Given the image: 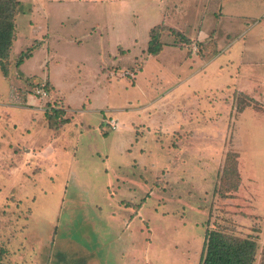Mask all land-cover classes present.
<instances>
[{"label":"rangeland","instance_id":"374dc122","mask_svg":"<svg viewBox=\"0 0 264 264\" xmlns=\"http://www.w3.org/2000/svg\"><path fill=\"white\" fill-rule=\"evenodd\" d=\"M20 2L0 264H200L221 229L264 264V0Z\"/></svg>","mask_w":264,"mask_h":264},{"label":"trees","instance_id":"16d2710c","mask_svg":"<svg viewBox=\"0 0 264 264\" xmlns=\"http://www.w3.org/2000/svg\"><path fill=\"white\" fill-rule=\"evenodd\" d=\"M20 0H0V67L8 75V61L15 41L16 8ZM156 29L151 31L148 52L156 56L163 48ZM30 54L21 55L16 65L19 67ZM50 128H56L54 117L49 118ZM258 253L257 242L249 237L232 235L225 230H210L206 234V244L200 264H255Z\"/></svg>","mask_w":264,"mask_h":264},{"label":"crops","instance_id":"0c3cea01","mask_svg":"<svg viewBox=\"0 0 264 264\" xmlns=\"http://www.w3.org/2000/svg\"><path fill=\"white\" fill-rule=\"evenodd\" d=\"M60 3V2H59ZM238 17H241V18H249L250 17V15H240V16H238ZM16 23H17V21H16ZM47 27V29H48V27H49V23H48V21H47V17H45V28ZM154 29V28H153ZM152 29V30H153ZM151 30V31H152ZM20 33H21V31H20ZM15 41L17 40V37H18V35H17V28H16V33H15ZM150 40H151V36H150ZM15 41H14V44H15ZM73 41V40H72ZM13 47H14V45H13ZM149 49V48H148ZM162 51H163V49H162ZM161 51V52H162ZM161 52L158 54V55H156V56H153L152 58H156V60L158 61V59H159V56H160V54H161ZM33 56V55H32ZM50 56V55H49ZM48 56V57H49ZM146 67V66H145ZM162 70V69H161ZM160 72V69L158 70V73ZM161 74V73H160ZM193 76L194 75H192V74H190V75H186L184 78H185V80H187V81H189L190 79H193ZM45 149L47 150V153L49 152V149H50V147L47 145L46 147H45ZM47 153H45V155L47 154ZM48 155H50V153L48 154Z\"/></svg>","mask_w":264,"mask_h":264},{"label":"built area","instance_id":"2783aa9c","mask_svg":"<svg viewBox=\"0 0 264 264\" xmlns=\"http://www.w3.org/2000/svg\"><path fill=\"white\" fill-rule=\"evenodd\" d=\"M43 93L45 94V96L47 95L46 91H45V92H43ZM114 123H115V122H113V125H114ZM111 125H112V124H111ZM113 127H115V126H113Z\"/></svg>","mask_w":264,"mask_h":264}]
</instances>
